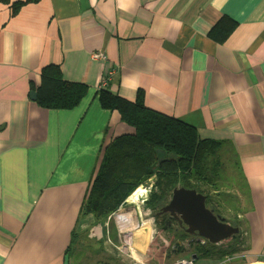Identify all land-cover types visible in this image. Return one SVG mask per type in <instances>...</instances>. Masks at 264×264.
<instances>
[{
	"label": "crops",
	"instance_id": "1",
	"mask_svg": "<svg viewBox=\"0 0 264 264\" xmlns=\"http://www.w3.org/2000/svg\"><path fill=\"white\" fill-rule=\"evenodd\" d=\"M225 17L234 28L220 36ZM48 65L86 86L77 107L46 110L30 99ZM110 72L112 94L134 102L141 91L149 110L219 142L246 198L237 239L179 248L180 258L157 253L144 213L125 214V203L103 225L109 251L140 256L137 264L192 256L194 264H264V0H30L15 15L0 2V264H69L102 151L133 134L100 104ZM211 247L216 253L201 256Z\"/></svg>",
	"mask_w": 264,
	"mask_h": 264
},
{
	"label": "trees",
	"instance_id": "2",
	"mask_svg": "<svg viewBox=\"0 0 264 264\" xmlns=\"http://www.w3.org/2000/svg\"><path fill=\"white\" fill-rule=\"evenodd\" d=\"M29 1L11 3L10 0H0L11 6V15L17 14L20 7ZM233 28L234 23L225 17L218 24V33L220 36L226 35ZM99 90L102 108L118 112L121 121L132 128L133 134L115 138L102 151L96 174L82 201L80 214H92L96 221L105 223L141 186L151 185L143 207L152 211L167 203L175 188L202 192L200 186L206 185L215 189L213 180H219L217 171L221 168L219 142L202 140L194 127L149 110L144 105L141 91H138L134 102H128L105 88ZM33 92L36 93L38 107L67 111L79 105L87 88L83 84L64 80L59 65H48L40 70V82ZM157 151L164 152L160 164H157ZM163 228L169 230L165 226ZM71 236L66 255L69 251L73 254L76 247L75 230ZM233 238L237 239L238 236ZM237 251L235 249L232 253ZM213 252L216 253L211 247L201 256Z\"/></svg>",
	"mask_w": 264,
	"mask_h": 264
},
{
	"label": "rangeland",
	"instance_id": "3",
	"mask_svg": "<svg viewBox=\"0 0 264 264\" xmlns=\"http://www.w3.org/2000/svg\"><path fill=\"white\" fill-rule=\"evenodd\" d=\"M227 156L228 154H226L222 159V155H220L221 168L217 171V175H219L220 178L218 181L213 180L215 182L214 186L217 191L214 192L215 189H211L209 186L199 185L202 192L198 193L209 197V202L212 208L215 209L216 213L228 219L231 224H237V216L240 217V215L245 211L242 207L243 200L246 198L245 190L243 183L241 180H239L238 171L233 168L230 169L229 165H231L232 162L228 161V163H225ZM222 162L224 168H222ZM141 188L146 187L141 186L136 190ZM134 192L128 197L126 200L127 202H125L126 205L121 209V211L124 210L125 214L132 215L134 218V213L137 214L138 209L140 211L142 210L144 213L143 218H145V224L147 225L146 227H150V230L153 231V236L156 237L154 246L156 252L158 253L159 251H165L164 254L167 256L174 255V258H180L181 256H176L177 253L174 250V240L172 241V235H175L174 232L170 230L171 228L169 230H165L163 228L162 221H159V218L157 220L154 218L156 211L144 209L143 203L145 202V196L138 197L134 194ZM103 223L96 221L92 214L84 212L80 214L76 226V247L73 251V254H71V251H69V254L67 255L69 264H137L136 260H140V256L137 257V255H135V259L131 257V260L127 254H124L125 258H122L118 255L116 250L111 248L112 253L109 251L108 244L105 245L106 236L104 231H102L103 225L105 223ZM226 243L227 242H224L223 245ZM235 249L239 250L236 245H234V247H227L224 252V259L230 257V254H232V251ZM153 261L154 260L151 259V262ZM225 264L228 263L226 262ZM230 264L253 263L247 259L244 260V262H231Z\"/></svg>",
	"mask_w": 264,
	"mask_h": 264
},
{
	"label": "water",
	"instance_id": "4",
	"mask_svg": "<svg viewBox=\"0 0 264 264\" xmlns=\"http://www.w3.org/2000/svg\"><path fill=\"white\" fill-rule=\"evenodd\" d=\"M30 99L36 100L35 92L30 93ZM163 157L164 152L157 151V164L162 162ZM161 213H168L178 220L180 225L185 226L186 234L210 244H218L239 233L238 227L228 225L224 219L215 216L206 208L204 195L195 189L175 188L169 202L161 209ZM192 259L195 260L196 256H192Z\"/></svg>",
	"mask_w": 264,
	"mask_h": 264
},
{
	"label": "flooded vegetation",
	"instance_id": "5",
	"mask_svg": "<svg viewBox=\"0 0 264 264\" xmlns=\"http://www.w3.org/2000/svg\"><path fill=\"white\" fill-rule=\"evenodd\" d=\"M146 189H147V194L146 196L144 197V201H146L148 198V194L151 190V185H148L146 186ZM198 192V191H197ZM201 194V193H200ZM203 195V194H202ZM205 206L206 208H208L209 210H211L213 212V214L221 219H224L225 223H227L228 225H231V226H234L236 227L237 224H231V222L228 221V219H226L225 217H223L222 215L216 213L215 209L212 208L211 204L209 203L208 204V197L205 196ZM207 197V199H206ZM171 198V197H170ZM170 200V199H169ZM143 201V202H144ZM169 201H167L168 203ZM165 203L164 205H161V206H158L156 208V212L154 214V218L155 220H157L158 218L160 219L159 221H162V225L166 227V229H170L172 232H174L175 235H172V241L174 240V250L175 251H180L179 248L183 249L185 248L186 246L189 247V246H210V243L207 242V241H203L202 239H199L197 237H193V236H190L188 234L185 233V226L183 225H180L178 223V220H176L175 218L171 217L168 213H161V209L167 204ZM238 227V226H237ZM183 234H185L186 236L183 237ZM182 235V236H181ZM187 240V242L185 243V241ZM214 245V244H213ZM182 253V252H181Z\"/></svg>",
	"mask_w": 264,
	"mask_h": 264
},
{
	"label": "built area",
	"instance_id": "6",
	"mask_svg": "<svg viewBox=\"0 0 264 264\" xmlns=\"http://www.w3.org/2000/svg\"><path fill=\"white\" fill-rule=\"evenodd\" d=\"M91 59H93V60H105L106 58L104 55H101L99 53H92ZM112 74H113V72H110L103 78V80L100 84V89L106 87V85L109 81V78ZM134 194L138 197L146 196L147 189L146 188L138 189L134 192ZM122 249L126 252L130 251V247L128 245H125ZM173 264H194V260L192 258H184V259H180V260L175 261V263H173Z\"/></svg>",
	"mask_w": 264,
	"mask_h": 264
}]
</instances>
